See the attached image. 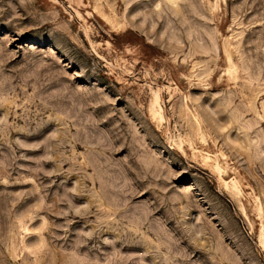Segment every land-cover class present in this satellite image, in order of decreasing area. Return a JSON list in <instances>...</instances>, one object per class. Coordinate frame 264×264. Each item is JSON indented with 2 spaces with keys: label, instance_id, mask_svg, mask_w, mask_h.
I'll use <instances>...</instances> for the list:
<instances>
[{
  "label": "rangeland",
  "instance_id": "rangeland-1",
  "mask_svg": "<svg viewBox=\"0 0 264 264\" xmlns=\"http://www.w3.org/2000/svg\"><path fill=\"white\" fill-rule=\"evenodd\" d=\"M0 264H264V0H0Z\"/></svg>",
  "mask_w": 264,
  "mask_h": 264
},
{
  "label": "bare ground",
  "instance_id": "bare-ground-1",
  "mask_svg": "<svg viewBox=\"0 0 264 264\" xmlns=\"http://www.w3.org/2000/svg\"><path fill=\"white\" fill-rule=\"evenodd\" d=\"M170 2V1H169ZM228 135V134H227ZM256 146V145H255Z\"/></svg>",
  "mask_w": 264,
  "mask_h": 264
}]
</instances>
